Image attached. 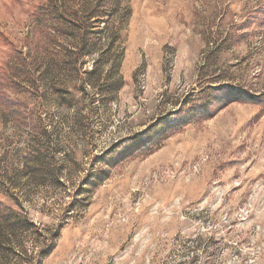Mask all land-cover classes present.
Wrapping results in <instances>:
<instances>
[{
	"label": "rangeland",
	"instance_id": "rangeland-1",
	"mask_svg": "<svg viewBox=\"0 0 264 264\" xmlns=\"http://www.w3.org/2000/svg\"><path fill=\"white\" fill-rule=\"evenodd\" d=\"M0 264H264V0H0Z\"/></svg>",
	"mask_w": 264,
	"mask_h": 264
},
{
	"label": "trees",
	"instance_id": "trees-1",
	"mask_svg": "<svg viewBox=\"0 0 264 264\" xmlns=\"http://www.w3.org/2000/svg\"><path fill=\"white\" fill-rule=\"evenodd\" d=\"M1 210H2V209H1V205H0V212H1Z\"/></svg>",
	"mask_w": 264,
	"mask_h": 264
}]
</instances>
